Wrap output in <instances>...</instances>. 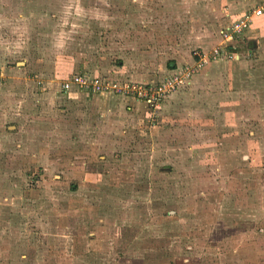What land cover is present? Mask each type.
<instances>
[{"label": "rangeland", "instance_id": "374dc122", "mask_svg": "<svg viewBox=\"0 0 264 264\" xmlns=\"http://www.w3.org/2000/svg\"><path fill=\"white\" fill-rule=\"evenodd\" d=\"M147 1L0 0V264H264V31L225 44L214 0ZM212 48L190 99L142 121L62 93L128 66L160 83Z\"/></svg>", "mask_w": 264, "mask_h": 264}, {"label": "crops", "instance_id": "0c3cea01", "mask_svg": "<svg viewBox=\"0 0 264 264\" xmlns=\"http://www.w3.org/2000/svg\"><path fill=\"white\" fill-rule=\"evenodd\" d=\"M197 1L198 0H178V1L177 0H165V2H163V0H151L150 3H148V1H147L146 6L160 7L159 3L162 6L163 5L169 6L173 3H177V4H181L182 6H186V5H191L193 3H196ZM237 1L239 2V0H214V7H213V4H212V7H210V9L212 11L211 13H214V16L216 18H220V19L225 18V21H226V19L229 21V23H227V24L224 23V25L219 27V29L217 31L218 36H220L224 30H226L228 27H230L234 21L238 20L244 14L242 11H238V12L236 11V9H238L235 6V3ZM131 2L135 3L137 5V7H138V5H140V6L142 5L141 0H131ZM135 18H137V17H135ZM261 28H262V30H261ZM256 30H259V32H261V33L264 31V14L261 17H256L252 20V23H251L250 27L248 28V30L246 31V33L253 34V33H256ZM252 48H256L255 43H253ZM238 58H234L232 60H235V59L238 60ZM218 61H221V60H218ZM191 63L192 62H190V64ZM170 65H171V70L169 71L170 73H168L164 78H167L172 72H174L173 70H174L175 66H176L175 68L178 67L179 69H180V67H182V66H179L178 64H176V65L170 64ZM186 65H189V63H187L183 66H186ZM131 68H134V67L128 66V67L124 68L123 70H119L118 72L111 71V72H106L103 74H100V72L97 71L94 75H88V74L87 75L92 77V78H109L111 80L131 81V82H136V83L154 84V83L158 82V79L154 78V76L151 78H147V75L136 76L135 70L131 69ZM74 75H76V74H74ZM196 75L194 74L192 76L191 81H190L191 84H192L193 79ZM190 83L187 87L171 94L168 98H166L162 102L158 111H160L161 109L163 111V109L166 107L165 103L168 102L167 99L168 100L176 99L177 93L187 89L189 86H190V88H189L190 91H189V89L187 91H183L181 95L186 96V93L190 94V95H188V97L190 99L191 92H192ZM62 93H64L65 96L67 97V99L70 100L77 107H81L82 109L83 108L89 109L90 110L89 118H91V114L93 116H96V119L97 118L99 119V117H105L106 115L121 118L125 115L126 116H133L134 113H137L140 115L138 117L139 120L142 121L144 119L149 118V116L151 115L150 111L148 110V108L146 107V105L144 103L137 101L131 97H119V96H115V95H111V94H102V93L101 94H94V93H88V92H78V91H74V90L69 91V92L62 90ZM111 100L116 103V107L114 109L108 108V102ZM102 120H104V118H102Z\"/></svg>", "mask_w": 264, "mask_h": 264}, {"label": "built area", "instance_id": "2783aa9c", "mask_svg": "<svg viewBox=\"0 0 264 264\" xmlns=\"http://www.w3.org/2000/svg\"><path fill=\"white\" fill-rule=\"evenodd\" d=\"M264 10V0L260 6L256 7L248 14H243L238 20L234 21L230 27L224 30L222 41L226 44L239 34L245 32L256 17H261ZM234 37V38H235ZM221 50L212 48L208 53L196 54L193 59V64L179 71L172 72L171 76L160 83H136L131 81H118L109 78H92L86 74H76L64 80L62 90L88 92L94 94H113L119 97L136 98L143 102L150 112L154 113L159 109L162 102L172 93L185 87L192 76L207 65L210 61L217 58ZM216 55V56H214Z\"/></svg>", "mask_w": 264, "mask_h": 264}]
</instances>
